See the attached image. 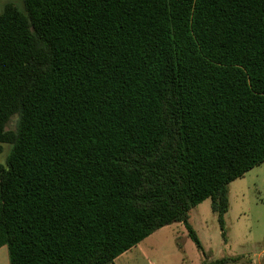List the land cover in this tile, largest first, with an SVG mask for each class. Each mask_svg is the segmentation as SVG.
I'll list each match as a JSON object with an SVG mask.
<instances>
[{
	"label": "trees",
	"instance_id": "16d2710c",
	"mask_svg": "<svg viewBox=\"0 0 264 264\" xmlns=\"http://www.w3.org/2000/svg\"><path fill=\"white\" fill-rule=\"evenodd\" d=\"M2 145L9 264H109L175 223L202 251L207 199L225 239L228 185L264 162V0L6 5Z\"/></svg>",
	"mask_w": 264,
	"mask_h": 264
},
{
	"label": "rangeland",
	"instance_id": "374dc122",
	"mask_svg": "<svg viewBox=\"0 0 264 264\" xmlns=\"http://www.w3.org/2000/svg\"><path fill=\"white\" fill-rule=\"evenodd\" d=\"M14 123L15 117L7 130L14 129ZM9 151L10 146L2 145L0 165ZM187 216L202 251L196 248L184 225L175 223L156 230L109 264H202L204 259L223 257H237V264H264V162L228 185L225 242L209 199L192 208Z\"/></svg>",
	"mask_w": 264,
	"mask_h": 264
},
{
	"label": "crops",
	"instance_id": "0c3cea01",
	"mask_svg": "<svg viewBox=\"0 0 264 264\" xmlns=\"http://www.w3.org/2000/svg\"><path fill=\"white\" fill-rule=\"evenodd\" d=\"M8 4H13L17 7H20L21 0H0V14L4 7ZM0 264H9L7 248L5 246L0 248Z\"/></svg>",
	"mask_w": 264,
	"mask_h": 264
}]
</instances>
